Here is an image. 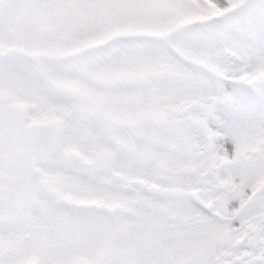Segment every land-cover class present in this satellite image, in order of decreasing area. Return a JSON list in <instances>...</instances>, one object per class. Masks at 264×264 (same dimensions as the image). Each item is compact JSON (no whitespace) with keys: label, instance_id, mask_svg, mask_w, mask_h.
I'll return each instance as SVG.
<instances>
[{"label":"snow or ice","instance_id":"snow-or-ice-1","mask_svg":"<svg viewBox=\"0 0 264 264\" xmlns=\"http://www.w3.org/2000/svg\"><path fill=\"white\" fill-rule=\"evenodd\" d=\"M0 264H264V0H0Z\"/></svg>","mask_w":264,"mask_h":264}]
</instances>
